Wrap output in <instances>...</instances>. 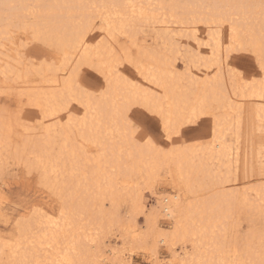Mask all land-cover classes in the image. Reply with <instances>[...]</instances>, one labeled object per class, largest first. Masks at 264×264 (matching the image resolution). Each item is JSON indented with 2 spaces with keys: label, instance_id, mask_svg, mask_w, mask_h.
Segmentation results:
<instances>
[{
  "label": "snow or ice",
  "instance_id": "6c2138e0",
  "mask_svg": "<svg viewBox=\"0 0 264 264\" xmlns=\"http://www.w3.org/2000/svg\"><path fill=\"white\" fill-rule=\"evenodd\" d=\"M63 7L81 10L70 29L25 19L0 32V47L29 69L13 80L5 73L0 88V185L21 191L15 200L4 193L0 245L24 250L16 264H90L85 241L103 255L109 236L123 241L115 264H139V255L144 264H264V250L259 261H218L232 243L216 228L212 256L203 255L211 220L191 212L205 185L218 195L264 189V0L200 6L207 13L171 22L134 0ZM257 139L259 176L243 147ZM218 154L226 162L213 163L197 191L196 162ZM85 188L103 194L106 218L78 207ZM40 249L55 258L36 259Z\"/></svg>",
  "mask_w": 264,
  "mask_h": 264
},
{
  "label": "bare ground",
  "instance_id": "6f19581e",
  "mask_svg": "<svg viewBox=\"0 0 264 264\" xmlns=\"http://www.w3.org/2000/svg\"><path fill=\"white\" fill-rule=\"evenodd\" d=\"M110 2L111 0H0V32H2L3 29L9 24L15 25L24 21L25 19L36 21L41 25L49 27L53 30L61 28L70 29L72 26V17L80 13L81 10L63 7L64 5H87L92 3L102 4ZM134 2L137 4L144 5H156L157 7L154 10L148 9L149 15H151L154 11L155 18H158L159 20L163 21L164 18L167 17V19L171 22L174 15L182 16L192 12L207 13L208 8L200 6H209L217 4H240L247 3L248 0H177L173 2H167L166 0H134ZM161 4L165 5L166 7L160 8L159 5ZM232 11L240 14L241 16H243L244 14L243 10L240 9H232ZM157 27H160V25H157ZM160 41L162 45V47L160 48L163 49V37L160 38ZM4 51L6 50L0 47V88L4 86L5 73L7 74L9 80H13L10 78V75H13L15 76V78H18L21 73H24L26 75L29 73V69L27 67L21 68L17 63H15L14 59L10 58V50L9 52H6L9 54H5ZM91 55L95 56L97 55V53L93 51L91 52ZM35 75L37 77H35L37 81L35 79L32 80L34 83H38L40 81V77L37 74ZM39 86L47 87V85L43 83H39ZM248 119L249 117L245 116V129H247ZM229 124L230 122H226V132H229ZM235 137V129H232L227 136L228 142L234 143ZM243 147L246 149L247 152V160L250 174L252 171V165L253 163H255L256 175L259 176L262 159L261 145L259 140L257 139L255 144L251 143L250 141H247L243 145ZM232 155V163L233 166H235V153H233ZM225 162L226 160L219 154L217 155V160L215 162L210 159L203 161V163H201V161H197L195 169L192 172L194 188L197 191H201L200 182L204 180V173L213 169V163H215V169H219L222 163ZM240 162L241 168H243L244 152H241ZM213 189L214 188H211L210 185H205L202 190V195L203 193L211 191ZM105 191L108 190L106 189ZM108 194L109 196H111L110 192H108ZM205 197H207L206 201L204 200V196H201L200 201L194 204L191 209V212L194 216L200 217L203 215L206 224H208L209 220H211L208 235L205 240V247L203 249L202 254L209 258H211L212 256V252L210 249V244L212 242V228L217 229L216 238L219 240L226 232V229L229 225V221H233L234 218H238L239 220L237 222H245L246 227L248 229L252 228V230L250 232L249 230H247V232L244 234V237H241L243 241H235V244L234 246L232 245L233 248L230 250L229 255L226 252H224L223 254L217 253L215 258L218 261L223 259L253 260V258L249 256L251 244L250 239H252V237L254 236L262 237L264 235V189H261L257 185L252 191L246 194L241 191L238 196H233L231 194L218 195L216 191L212 194L210 193V195ZM95 199L104 200V196L103 194H96L94 192H91L88 188L82 189L78 207L83 211L85 216H92L93 218L104 219L105 216H101L102 212L97 209L95 210L94 207H92L94 205ZM129 226L130 225H128V227ZM128 227H125V230H127H124L122 235H126L129 232ZM91 235L94 236L95 233L92 232ZM3 238L4 237L0 236V239ZM111 243L112 240L109 239L107 241L106 250L104 254L101 255L98 254V252H89L88 248L91 247V244L88 241H85V247L82 250V258L89 261L90 264H98L102 260H107L111 258L113 260V264H115V261L118 259V257L114 251L116 247H113ZM122 243L123 241L121 240L120 244ZM237 245L239 246V256H237ZM46 251L48 250L40 249L39 254L35 258L41 260L55 258L54 254L52 256L45 255ZM24 257L25 252L23 249H21L19 252H14L11 248L5 249L2 245H0V264H16V262L24 259ZM29 258H33L31 253H29ZM260 258L261 256H259V259L257 261H259Z\"/></svg>",
  "mask_w": 264,
  "mask_h": 264
},
{
  "label": "rangeland",
  "instance_id": "374dc122",
  "mask_svg": "<svg viewBox=\"0 0 264 264\" xmlns=\"http://www.w3.org/2000/svg\"><path fill=\"white\" fill-rule=\"evenodd\" d=\"M167 2H173V1H177V0H166ZM155 37V36H154ZM155 42V38L153 39V43ZM160 45H161V41H160ZM160 47H162V45L160 46ZM162 50V49H161ZM6 52H9V51H4V53L5 54H9V53H6ZM36 73H32V79H35V77H36V75H35ZM12 76L13 75H10V78L11 79H16L15 78V76H13V78H12ZM37 78V77H36ZM36 80V79H35ZM37 81V80H36ZM30 112H35V110L34 109H30L29 110ZM229 139V138H228ZM14 163H16V162H14ZM13 171H15V169H13ZM10 180H13L14 181V177H10ZM5 192H8V193H10V195H11V198L12 199H18L19 198V196L21 195V191H20V188L19 187H17L16 185H15V183H11L10 184V186L9 187H7V188H4L2 185H0V208H3L4 207V193ZM214 192H216V189H213V190H211V191H208V192H205V193H203V195L202 196H208V195H210V193L212 194V193H214ZM96 202V203H95ZM95 205H96V207H95ZM92 207H94V209L96 210H100V212H102V215L101 216H105V218L108 216V212H107V210L104 208V200H99V199H95V201H94V205L92 206ZM100 208V209H99ZM237 217V216H236ZM239 219L238 218H234V220L233 221H229V225H228V228L226 229V232H227V234H228V236H229V240H230V242L232 243V245L234 246V244H235V241H243L242 240V238L244 237V234L247 232V230H249V232L252 230V228H247L246 227V224H245V222L243 223V222H237ZM130 226H132V227H130ZM129 227H128V225H126L125 227H128V230L129 231H131V229L133 228H135L136 227V225L135 224H132V225H130ZM3 225L2 224H0V229H3ZM132 229V230H133ZM241 229H243V232H241ZM127 230V229H126ZM125 230V231H126ZM118 231H119V229H118ZM0 236L1 237H4V233H3V231H0ZM242 237V238H241ZM240 238V239H239ZM112 240V243H111V245H113V247H117V245L118 244H120L121 243V240H117V238H115V237H112V236H109V238H108V240ZM251 240V244H250V251H249V256L250 257H252L253 258V260H255V261H257L258 259H259V256H260V253H261V251L262 250H264V235L262 236V237H258V236H254V237H252V239H250ZM256 241V242H255ZM258 241H262V242H258ZM234 242V243H233ZM241 243V242H240ZM254 244V245H253ZM115 245V246H114ZM233 246L231 247V249L233 248ZM112 247V248H113ZM254 251V252H253ZM228 255H229V251H225ZM227 255V256H228ZM258 255V256H257ZM137 261H139V264H144V257H143V255H139V256H137L136 258H135ZM98 264H101V262L100 263H98Z\"/></svg>",
  "mask_w": 264,
  "mask_h": 264
}]
</instances>
